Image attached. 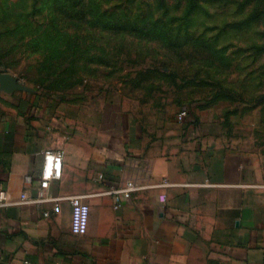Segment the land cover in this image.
I'll return each mask as SVG.
<instances>
[{
    "label": "crops",
    "instance_id": "0c3cea01",
    "mask_svg": "<svg viewBox=\"0 0 264 264\" xmlns=\"http://www.w3.org/2000/svg\"><path fill=\"white\" fill-rule=\"evenodd\" d=\"M193 95L177 102L181 123L179 110L135 109L127 138L125 110L115 131L105 117L96 130L93 103L66 121L37 94L0 88V190L14 203L0 209V264H264V105ZM49 150L65 153L62 177L39 202ZM128 183L116 209L109 192ZM76 196L91 209L83 236L70 230Z\"/></svg>",
    "mask_w": 264,
    "mask_h": 264
},
{
    "label": "rangeland",
    "instance_id": "374dc122",
    "mask_svg": "<svg viewBox=\"0 0 264 264\" xmlns=\"http://www.w3.org/2000/svg\"><path fill=\"white\" fill-rule=\"evenodd\" d=\"M0 73L66 121L93 103L96 130L105 117L115 131L125 110L127 138L135 109L188 110L177 102L190 93L214 91L257 111L264 0H0Z\"/></svg>",
    "mask_w": 264,
    "mask_h": 264
},
{
    "label": "built area",
    "instance_id": "2783aa9c",
    "mask_svg": "<svg viewBox=\"0 0 264 264\" xmlns=\"http://www.w3.org/2000/svg\"><path fill=\"white\" fill-rule=\"evenodd\" d=\"M187 117L188 110L183 108L177 115V121L184 122ZM64 155L65 153L62 150H49L44 153L43 166L40 174L39 202L48 201V199L44 196L45 191L49 188L50 183L53 180H58L62 177ZM102 179L103 175H100L99 180ZM162 186H169V183L164 181ZM136 189L137 188L132 183H128L124 189L110 191L109 194L114 197L116 202L115 208H120L123 200L130 199L132 192ZM160 200L164 202L166 197L163 195ZM69 201L71 204V233L76 236H83L87 233L89 227L91 211L90 206L85 202V198L82 196L71 197ZM21 202L24 203L25 200ZM12 205H14V203L11 201L9 194L4 190H0V209L7 208ZM58 210L59 205L56 204L55 211ZM45 216H48V214H45ZM24 264L33 263L25 261Z\"/></svg>",
    "mask_w": 264,
    "mask_h": 264
},
{
    "label": "water",
    "instance_id": "95a60500",
    "mask_svg": "<svg viewBox=\"0 0 264 264\" xmlns=\"http://www.w3.org/2000/svg\"><path fill=\"white\" fill-rule=\"evenodd\" d=\"M0 88L7 92H15L18 90L27 91V89L18 83V81L8 73H0Z\"/></svg>",
    "mask_w": 264,
    "mask_h": 264
},
{
    "label": "trees",
    "instance_id": "16d2710c",
    "mask_svg": "<svg viewBox=\"0 0 264 264\" xmlns=\"http://www.w3.org/2000/svg\"><path fill=\"white\" fill-rule=\"evenodd\" d=\"M221 96H222V97H224L225 95H224V96H223V95H221Z\"/></svg>",
    "mask_w": 264,
    "mask_h": 264
}]
</instances>
